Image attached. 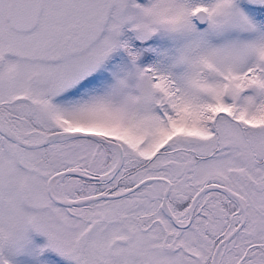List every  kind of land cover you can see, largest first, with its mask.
I'll return each instance as SVG.
<instances>
[{
    "label": "snow or ice",
    "instance_id": "1",
    "mask_svg": "<svg viewBox=\"0 0 264 264\" xmlns=\"http://www.w3.org/2000/svg\"><path fill=\"white\" fill-rule=\"evenodd\" d=\"M0 264H264V0H0Z\"/></svg>",
    "mask_w": 264,
    "mask_h": 264
}]
</instances>
